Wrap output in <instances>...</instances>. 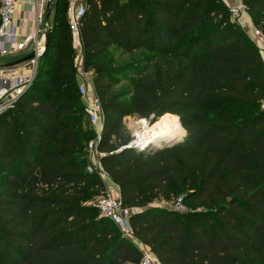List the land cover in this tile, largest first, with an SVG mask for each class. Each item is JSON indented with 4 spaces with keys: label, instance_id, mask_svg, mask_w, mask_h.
<instances>
[{
    "label": "trees",
    "instance_id": "obj_1",
    "mask_svg": "<svg viewBox=\"0 0 264 264\" xmlns=\"http://www.w3.org/2000/svg\"><path fill=\"white\" fill-rule=\"evenodd\" d=\"M243 1L264 33V0ZM67 6L56 1L33 84L0 112V264H142L139 244L161 264H264V58L229 7L87 0L82 63L103 110L99 165L132 210L135 242L93 201L106 186L87 170L96 130ZM113 48L149 55L117 63ZM134 115H175L186 136L123 148ZM179 196L189 212L159 205Z\"/></svg>",
    "mask_w": 264,
    "mask_h": 264
},
{
    "label": "built area",
    "instance_id": "obj_2",
    "mask_svg": "<svg viewBox=\"0 0 264 264\" xmlns=\"http://www.w3.org/2000/svg\"><path fill=\"white\" fill-rule=\"evenodd\" d=\"M67 1L69 25L74 40L80 45L81 51L78 59L81 60L82 41L80 26L82 17L87 11V0ZM19 3L20 0H0V55H18L26 51L29 54L35 51L36 56L18 65H0V112L13 106L34 82L45 45L44 33L51 28L46 19V13L39 3L35 16L32 19L35 28L22 36L19 35L15 23V15ZM228 7L232 18L243 27L264 56V33L262 29L253 23L247 4L243 0H236V2ZM23 20L27 21L30 18L26 16ZM75 63L78 67L79 93L90 123L94 125L96 130V137L88 143L87 147L90 161L87 170L91 173L98 172L106 186L105 194L99 196L94 204L99 209L101 216L111 219L125 237L136 242L130 223L132 210L123 206L119 185L99 165L100 159L106 153L97 148L103 130V110L94 88L93 75L84 69L82 60L79 65L77 64L78 60ZM127 118H130V116ZM138 139L137 132H135L132 134L129 143L123 148L134 147L144 149L151 144L148 143L145 146H141ZM159 205L178 212H185L187 208L183 196L177 197L172 203L163 201ZM141 248L144 251L142 264H161L149 249L144 246H141Z\"/></svg>",
    "mask_w": 264,
    "mask_h": 264
},
{
    "label": "rangeland",
    "instance_id": "obj_3",
    "mask_svg": "<svg viewBox=\"0 0 264 264\" xmlns=\"http://www.w3.org/2000/svg\"><path fill=\"white\" fill-rule=\"evenodd\" d=\"M65 14H66V16H67V18L69 20V15H68V13L66 11H65ZM74 48H75V61L78 60L77 64L79 65L81 63V60H82V59L81 60L78 59L79 55H80V51H81L80 49L81 48H80L79 43L77 41H75V40H74ZM111 55H113V58H114L115 62H117V63H129V62H133V63L135 62L136 63L141 57L149 55V52L141 51L139 53L127 54V53H124L121 50H117V49L113 48L111 50ZM128 85H130V82L129 81H125L122 84V86L120 87V89H126L128 87ZM165 118H169V119H172V120L176 119L177 120V125H178V119H177V117L175 115L174 116L173 115H166ZM160 119H158L156 122H152L151 118L143 117V116H140V115H134V116H130V118H125V127H126L128 133L130 135V140L132 138V134H134L135 132H142V133L137 134L139 136V135L144 133V128L145 129H147L148 127L155 128L158 125ZM90 125H91V127H94V125H92V124H90ZM177 127H178L179 130H181L179 126H177ZM185 136H186V131H185L184 135L181 137V139H184ZM154 145L155 144H153L152 146H154ZM99 196H101V195H99ZM99 196L95 197L93 199V201L95 202ZM174 200H176V199L173 198L172 200H170L168 202L172 203ZM186 207L187 208H186V211L184 213L189 212L191 210V207L189 206V204H186ZM197 210L198 211H202L203 208L198 206Z\"/></svg>",
    "mask_w": 264,
    "mask_h": 264
},
{
    "label": "crops",
    "instance_id": "obj_4",
    "mask_svg": "<svg viewBox=\"0 0 264 264\" xmlns=\"http://www.w3.org/2000/svg\"><path fill=\"white\" fill-rule=\"evenodd\" d=\"M57 0H54L51 4V15L49 18H47V11H48V4L51 2V0H20V3L17 7L16 15H15V23H16V30L19 35H24L28 31H31L35 28V24L32 21V19L35 16V13L37 11L38 4L40 3L42 6V9L46 13V19L48 21V24L50 27H52L53 24V18H54V7ZM227 6L233 4L236 2V0H223ZM28 16L30 20L24 21L23 18ZM24 53V52H23ZM20 53L18 55H10V56H2L0 55V65L1 64H7L11 61L17 60L23 56H25L28 52L26 51L24 54ZM264 58V56H263ZM82 59V58H81ZM141 246L143 245H140ZM142 249V248H141Z\"/></svg>",
    "mask_w": 264,
    "mask_h": 264
},
{
    "label": "bare ground",
    "instance_id": "obj_5",
    "mask_svg": "<svg viewBox=\"0 0 264 264\" xmlns=\"http://www.w3.org/2000/svg\"><path fill=\"white\" fill-rule=\"evenodd\" d=\"M178 123H180L179 118ZM177 120H172L169 118H163L159 121L155 128L148 127L144 128V133L138 136V141L141 146H145L150 142H155L161 144L164 142H171L180 139L184 132L178 129ZM142 132H137V134Z\"/></svg>",
    "mask_w": 264,
    "mask_h": 264
},
{
    "label": "water",
    "instance_id": "obj_6",
    "mask_svg": "<svg viewBox=\"0 0 264 264\" xmlns=\"http://www.w3.org/2000/svg\"><path fill=\"white\" fill-rule=\"evenodd\" d=\"M54 0H51V2H49L48 4V11H47V18L50 17L51 15V6H52V2ZM45 45H44V48H43V53L41 54V57H43L47 51H48V48H49V45H50V42H51V37H52V28L48 29L45 33ZM36 56V52L35 51H32L30 52L29 54L17 59V60H14V61H11L9 63H7L6 65H9V66H13V65H18L20 63H23L25 61H28L32 58H35ZM180 119V118H179ZM183 139H178V140H174V141H171V142H164V143H161V144H157L155 142H150L151 144H155V145H158V146H173L179 142H181Z\"/></svg>",
    "mask_w": 264,
    "mask_h": 264
}]
</instances>
